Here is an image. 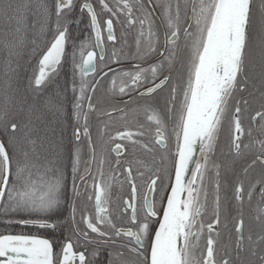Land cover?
<instances>
[{
	"label": "snow or ice",
	"instance_id": "snow-or-ice-1",
	"mask_svg": "<svg viewBox=\"0 0 264 264\" xmlns=\"http://www.w3.org/2000/svg\"><path fill=\"white\" fill-rule=\"evenodd\" d=\"M97 4L99 12L90 0H81L79 4L77 0H54L51 7L45 0H36L34 5L41 33L54 23L52 38L39 60V73L30 82L36 89L50 81L51 74L62 65L70 41L69 29L80 24L84 14L94 35V44L87 41L73 44L71 112L66 110L60 94L55 103L50 99L42 101L44 107L57 114L61 123L65 118L74 121L68 143L65 144L63 137L53 140L49 133L54 130L39 128L33 120L37 108L22 97L17 102L14 95L6 93L0 105V212L5 217L0 223L6 227L20 225L53 232L67 228L77 237V242L83 240L80 246L84 250H77L71 236L65 238L56 252L54 241L48 238L5 233L0 234V264H264V180L257 182L262 204L257 206L255 219L260 231L250 232L245 244L243 181L235 184L233 199L237 214L231 216L227 207L222 209L221 205V166L211 160L220 135L226 129L234 156L251 154L254 157L244 169L245 173L257 162L264 165V0L258 7V16L253 0H115L111 5L108 0H97ZM77 7L80 16L73 15ZM32 8V0H0V19L14 24L6 34L11 39L4 43L9 58L17 54L16 50L25 41L26 17ZM157 9L159 22L154 16ZM103 13H107L108 18L102 26L100 15ZM121 16L124 17L122 22ZM114 19L122 26H138L135 52L124 51L126 37H122L121 48L115 47L119 41ZM105 38L113 44L111 56L107 55ZM257 40L259 87L255 83L257 64L252 50ZM182 52L186 53L183 60ZM153 57L155 62L148 67L141 66ZM97 58L109 71L112 69L107 61L112 64L125 60L140 62L133 64L132 71L113 76L111 90L114 93L130 96L143 87L144 91L138 94L157 101L154 94L168 91L166 98L157 101L163 110L149 103L140 106V111L154 125L152 143L164 150L159 161L155 156L150 162L135 156L137 147L153 152L141 139L146 135L143 124L136 125L135 130L117 131L104 142L126 140L131 144L130 149L121 143L109 149L116 153L115 168L124 165L123 181H119L115 172L105 177L103 165L108 163L105 150L97 152L89 128V114L93 112L110 118L113 112L122 113V119L128 116L123 108L99 111L93 104L92 95L99 80L87 77L96 73ZM177 63L186 71L182 86L173 82L172 70ZM14 71L11 63H7L5 75H14ZM103 75L107 76L108 72ZM121 76L124 79L117 87ZM8 88H11L10 83ZM255 103L259 108L254 110L251 126L246 129L245 114ZM165 116L172 123L174 151L171 153ZM104 127L107 128V124ZM82 138L87 141V158L82 156ZM197 155L199 159H194ZM122 156H125L123 160ZM93 164L98 165L95 176L91 170ZM134 164L141 178L145 172L150 174L143 193L133 175ZM67 165L71 166V195L67 190ZM210 171L215 179L211 219L205 223L209 208L205 179ZM115 182H119L121 188L127 182L130 190L128 197L122 200L120 214L113 219L107 205ZM158 184L162 193H169L166 197L163 194L156 197ZM89 187L95 193V213L81 212L79 223L85 225L82 229L77 222L76 201L82 196L93 199L92 195H86ZM254 191L255 185L247 191L249 203ZM222 211L223 227L227 228L231 219L237 240L235 256L225 247L218 258L216 238L220 236L218 226L222 224ZM102 253H106L104 260L100 259Z\"/></svg>",
	"mask_w": 264,
	"mask_h": 264
},
{
	"label": "flooded vegetation",
	"instance_id": "flooded-vegetation-1",
	"mask_svg": "<svg viewBox=\"0 0 264 264\" xmlns=\"http://www.w3.org/2000/svg\"><path fill=\"white\" fill-rule=\"evenodd\" d=\"M81 0H77V4H79ZM94 5L97 6V11L99 12V7L97 4V0H90ZM109 4L115 2V0H108ZM135 2V0H133ZM74 16H80L79 8L74 11ZM154 16L157 19V22H159V9L156 10L154 13ZM108 18L107 13H103L100 15L101 24L103 26V21ZM124 20V17H120V21L122 22ZM118 22L116 19H114V28H115V34L117 36V40L119 43L115 45L116 48H121L123 46V39L122 37H126L127 44L124 46V51L128 53L135 52V39L137 35V29L138 26L128 27L126 24ZM75 30L77 34V43L83 42L82 35L85 33L87 34V38L85 41H87L90 44H94V35L92 34L91 30L88 28V17L86 14L82 17V22L80 24H74ZM106 37V30L104 33ZM162 33H161V40H162ZM181 45H183V38L181 39ZM104 46L107 49V55L111 56L113 44L105 38ZM98 52V49H94ZM186 53H181L182 60L185 58ZM77 61H79V56L76 57ZM155 57H153L149 61H145L142 63V67H148L149 64L155 62ZM110 65V68L112 71H109L108 68L104 67V64L99 61L97 58V70L95 74H90L87 79L89 80H99V84L97 85L95 93L92 95V102L96 106V108L99 111H111L112 109H119L123 108L127 111L128 116L127 119H122V113L120 112H113L112 117L108 116H100L97 112H93L89 114V128L91 131L92 141L97 147V152L99 153L102 149L105 150V155L108 160V163L103 165V171L105 173V177L107 178L112 174V172H115L117 177L119 178V181L124 180V176L121 175L123 172L124 165L122 164L119 169H116L114 166V160L116 159V153L109 151V149L113 148L115 146V143H121L125 146L126 149L131 148V144L129 141H121V140H115L110 143H104L107 142L109 137L115 136L117 131H125L128 128H132V130H135V126L138 124H143L144 128L143 131L146 133L145 137L141 138L144 143H148L149 146L153 149V152H146L144 149L137 147L135 151V156L137 159L150 162L153 158V156L156 157L157 161H159V158L161 154L163 153V149L160 148L159 145H156L152 143V139L155 134L154 125H152L147 119L145 114L140 111V106L149 103L153 104L154 107L162 109V105L158 103L161 98H166L168 96V91H160L157 94H154L157 97V101L150 100L146 97H141L138 93L144 91V88L141 87L137 90V92H133L130 96H121L120 94L114 93L112 89V78L113 76L118 72H124V71H132L133 70V64L140 63L139 61H132V60H125L121 64H112L110 61H107ZM108 72L107 76H104L103 73ZM172 76H173V82L179 85H183V81L186 78V71L184 68L181 67L180 63H177L174 65L172 70ZM124 77L121 76L117 80V87L119 86L121 80H123ZM150 86V85H148ZM256 86L259 87L256 83ZM251 90V89H250ZM239 95V94H237ZM246 95V94H245ZM179 99V96H178ZM131 100V103L125 104L124 101ZM259 108V104L255 103L253 105V108L250 109L244 117V126L247 129L251 126L250 117L251 115H254V110ZM135 110V111H133ZM165 120L168 124V149L169 153L174 151V139L172 138L171 134V127L172 123L171 121H167V117L165 116ZM105 124H107V128H105ZM74 127V126H73ZM254 135L259 137L258 133L254 132ZM245 143L248 142V137L245 136L244 138ZM81 148H82V156L87 158L88 156V148H87V141L86 139L82 138L81 142ZM125 156H127V153H125ZM125 156H122L121 159L123 160ZM129 159L131 157H128ZM254 157L249 154L245 155L243 157L237 158L234 156L232 151L229 147V141H228V133L227 130L223 131L220 135L218 145L216 148V152L214 155L211 156V160L215 163L219 164L221 166V205L222 209L227 207L229 210L231 216H236V208L237 204L236 201L233 199L234 195V187L237 181H243L244 189H245V200L243 203V214H244V220H245V229H244V236H245V244H247V237L251 233L255 234L260 231V225L257 223L255 216H256V209L258 205H261L262 202L260 200V186L257 183L260 180H264V165H261L259 162H257L256 165L253 167H249L247 170V173L244 172V169L248 166V164L251 163V160ZM195 159H199V155L196 156ZM83 168V165H81ZM97 164H93L91 166L92 175L95 176L97 172ZM136 165H133V175L136 179V183L138 188L140 189L141 193L145 191V182L149 179L150 174L148 172H145V176L141 178L139 175H137L136 172ZM141 171H144V169H140ZM214 173L210 171L208 173V176L205 179V186L207 188V191L209 193V208H208V214L205 216V223H207L211 219V204H212V193H213V181H214ZM227 181V183H225ZM89 185H91V179H89ZM77 185L80 187V190L83 192V186L81 185V182L79 178H77ZM255 185V191L253 192L251 202L249 203L247 199V191L251 186ZM68 194L71 195V188L67 187ZM129 185L127 182L123 183V187H120L119 182H115L113 185V188L111 190V198L109 200V203L107 205L109 211L113 215V219H115L120 214V208L122 207V200L126 199L129 194ZM161 194H163L165 197L169 194L167 192H163L160 188V185H157V193L155 194L156 197H159ZM86 195H92L93 199L88 200L86 196H82L80 199L76 201L78 213H77V222L79 223V217L81 212L89 215H94L95 213V193L89 187L88 193ZM166 203V199H165ZM224 214L223 211L221 213V221L222 224L218 226V230L220 231V236L216 239L218 240L217 250H218V258L219 254H222L225 247L228 248L229 251L232 252V255L235 256V241L237 240V235L233 228V223L231 219L228 221V227L224 228ZM119 224L120 221H117ZM80 228H85V225L83 223H79ZM52 232H47L44 236V238H48L52 240L51 238ZM58 238L60 239V245L65 242V238L71 236V239L73 243L76 245L77 250H84L83 247L80 245L83 244V240L81 239L79 242H77V237L73 235L69 229L67 228H61L57 230ZM255 238V236H254ZM204 240L202 238L201 240V246H203ZM89 251H91V248H89ZM101 260L106 259V253H102Z\"/></svg>",
	"mask_w": 264,
	"mask_h": 264
},
{
	"label": "trees",
	"instance_id": "trees-1",
	"mask_svg": "<svg viewBox=\"0 0 264 264\" xmlns=\"http://www.w3.org/2000/svg\"><path fill=\"white\" fill-rule=\"evenodd\" d=\"M35 2L32 0L33 8L28 12L27 19V32L25 41L21 47L16 51L17 54L9 58L8 50L4 47V43L7 39H11L7 33H10L14 24H7L0 19V105L4 103L5 94L14 95L19 102L22 97L24 101L29 104L35 105L37 108L36 113L33 116L34 123L41 129L50 128L54 130L49 134L53 140H58L63 137L65 144L68 143L72 136L74 121H68L66 118L63 123L57 119V114L43 106L42 101L52 100L56 102L57 94H60V99L65 100V108L70 113L72 109L71 101L73 100V93L71 92V83L73 79L72 59L71 53L73 52V44L77 43V34L75 25H72L70 31V41L66 47L65 59L62 65L55 73L51 74V80L46 81L44 85H41L39 89H36L34 84H30L34 80V77L39 73L38 63L48 46V41L51 40L54 23L50 24L48 28L41 33L39 31V24L37 23V16L35 14ZM51 7L54 0H45ZM262 0H253L254 10L257 11ZM54 20V18H53ZM83 41L87 38V34L82 35ZM258 40L252 44L253 56L256 60L257 68L255 72V83L259 86V48ZM11 63L12 68L15 70L14 75L6 76L5 69L6 64ZM11 84V88H8V84ZM77 86L79 85V77H76ZM67 187L71 188V166H66ZM5 217L0 212V221ZM19 218V217H16ZM47 232H52L51 238L54 241V250L59 252L60 239L57 235V230L38 229L34 227H22L20 225H12L6 227L3 223H0V234H29L44 236Z\"/></svg>",
	"mask_w": 264,
	"mask_h": 264
},
{
	"label": "water",
	"instance_id": "water-1",
	"mask_svg": "<svg viewBox=\"0 0 264 264\" xmlns=\"http://www.w3.org/2000/svg\"><path fill=\"white\" fill-rule=\"evenodd\" d=\"M98 51H99V49H98ZM42 57V56H41ZM38 67H39V63H38ZM196 157H194V159H195ZM187 179V178H186Z\"/></svg>",
	"mask_w": 264,
	"mask_h": 264
}]
</instances>
